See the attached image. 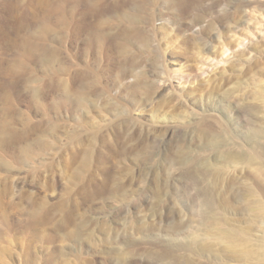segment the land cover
<instances>
[{
  "label": "rangeland",
  "instance_id": "rangeland-1",
  "mask_svg": "<svg viewBox=\"0 0 264 264\" xmlns=\"http://www.w3.org/2000/svg\"><path fill=\"white\" fill-rule=\"evenodd\" d=\"M101 1L53 0L47 20L27 0L12 25L34 56L1 47L23 65L0 99L22 137L0 144V264H264V0ZM71 13L134 31L131 62L91 51Z\"/></svg>",
  "mask_w": 264,
  "mask_h": 264
},
{
  "label": "bare ground",
  "instance_id": "bare-ground-1",
  "mask_svg": "<svg viewBox=\"0 0 264 264\" xmlns=\"http://www.w3.org/2000/svg\"><path fill=\"white\" fill-rule=\"evenodd\" d=\"M25 1H27V0H0V99H3V101H5V104L7 103L8 105L10 104L9 102H12V100H15L16 99V97H15V99H12V95H13V93H12V95H10L7 91H5L4 90V88H3V79H4V77L3 76H8V77H17V75L20 73V71H21V68H22V65H23V63H22V61H20L21 59H18V60H14V61H12V62H10V61H8L7 59H6V57H5V55L6 54H4V52H2V45H4V43H5V45L6 44H8V42L9 41H11L10 39H13L12 40V46H13V48L15 47V48H17V47H20L23 51H24V55H23V58H30V57H32V55H33V52H34V50L37 48V45L34 43V40H35V36L36 35H32L31 33L30 34H28V36H26V37H24V39H22L21 40V37H20V39L18 40L17 39V36H20L22 33V31L24 32V30H30L31 28H32V26H31V24L30 23H24L27 19H25V21L22 23H17L16 25H12V22H13V24H15L14 23V21H16L17 20V18L19 19V11H20V9H21V7H22V4L25 2ZM34 0H29V4H30V2H32V5H33V2ZM53 0H38V3H36L37 5L38 4H40L39 6H42V8L44 7V11H43V13L44 12H46L45 10H47V15H45V19H47V20H49V17H51V13H53V11H55L59 6H57V4H55V3H53L52 2ZM86 1H88V2H92V8H97V7H99L101 4H102V1L101 0H86ZM37 2V1H36ZM36 4H35V6H36ZM28 5V4H27ZM31 4L29 5V9H31V10H33L32 8H31V6H32ZM65 8V7H64ZM35 9H36V7H35ZM34 9V10H35ZM37 10V9H36ZM66 10H67V8H66ZM61 11V10H60ZM34 12V11H33ZM69 12V11H68ZM71 12V11H70ZM46 13H44V14H46ZM64 13V12H63ZM66 14H67V12H66ZM123 16H125V15H123ZM36 17L37 16H35V19H36ZM31 21H32V19L34 20V16H32L31 15V17L29 18ZM124 19H125V21H126V19H127V17H124ZM38 21V20H37ZM46 22V21H45ZM45 22H42V24H41V22H37V23H39L40 25H41V27H40V29H41V34L39 35L40 37H44L45 35H46V33H47V31H48V26L46 25V23ZM60 22H61V24H62V26H64V27H66V28H68V29H70V28H72V27H74L75 28V31H76V33L78 32L79 34V36H80V34H81V36H82V38L84 37V35L86 34L87 35V40H86V45H87V47L92 51L93 49H95L96 50V53H97V55L99 56V55H101V54H103V57H105V51L107 50H105V46H107V45H109V48L110 49H112V48H114L115 50H117V52L118 53H120L123 57H124V62H123V64L124 65H126V64H129L130 62H131V59H129V50H130V43H131V36L132 35H134V34H132L134 31H131L130 29H125V30H123L122 31V33H118L116 36L115 35H113V34H110V33H107V34H105L104 33V31H103V28H104V24L103 23H101V22H95V23H91V21L90 20H88L87 19V17H82L81 18V20H80V18H76L75 16H74V14H70V15H68V17H64V16H62V18L60 19ZM21 33V34H20ZM73 33H74V31H73ZM76 33H74V35L76 34ZM112 33V32H111ZM135 34H137V32H135ZM139 34V33H138ZM77 35V34H76ZM75 35V36H76ZM118 35H120L121 36V38H119L120 36H118ZM71 36H73V35H71ZM74 36V37H75ZM142 36V35H141ZM14 37V38H13ZM67 37V36H66ZM132 37H134V36H132ZM23 38V37H22ZM81 38V37H80ZM71 39V38H70ZM69 39V40H70ZM138 39V38H137ZM142 39H144V38H142ZM68 40V41H69ZM114 40H116L115 41V47L113 46L114 44L112 43V41L114 42ZM144 42V41H143ZM107 43H109V44H107ZM107 44V45H106ZM19 49V48H18ZM88 49V50H89ZM109 49V50H110ZM16 50V49H15ZM108 50V51H109ZM4 51V50H3ZM19 51V50H18ZM21 51V50H20ZM87 51V50H86ZM107 52V51H106ZM88 53V51L86 52V54ZM89 53H90V51H89ZM108 54H110V53H108ZM34 56V55H33ZM110 56V55H109ZM107 57V56H106ZM99 58V57H98ZM108 58V57H107ZM106 58V59H107ZM27 60V59H26ZM7 62H9V63H7ZM6 63H7V65H9L8 66V69H6L5 70V68H4V65H6ZM28 64V63H27ZM50 64V63H49ZM47 65V64H46ZM6 67V66H5ZM45 68V67H44ZM29 71V70H28ZM25 72V73H30V72ZM24 72H23V74H24ZM64 75H70L71 74V69L69 68V67H66L65 69H64ZM79 72V76H80V80H81V86H85V83H86V81L89 79V77H95V78H99L98 77V75H97V73H95V74H92V73H90V70H89V68H88V66H86V67H82V68H80V70L78 71ZM126 73H127V71L126 70H124L123 71V75H126ZM23 76V75H22ZM144 76V75H143ZM68 78H69V76H68ZM21 79V78H20ZM23 79V78H22ZM25 79V78H24ZM143 79L144 78H142V76H140V77H138L137 76V80L139 81V80H142V82L144 83V81H143ZM25 83V82H24ZM26 83H28L27 85H31V86H29L28 87V91L32 94L33 92L36 94V88H34V86L32 85V83H33V80H26ZM37 83V82H36ZM70 84V83H69ZM60 85V84H59ZM71 86V85H70ZM62 92H63V94L64 95H67L68 96V94H69V87L66 85V83L64 82V80L62 81ZM85 89H86V86H85ZM5 92H4V91ZM9 91V90H8ZM10 92V91H9ZM29 93V94H30ZM15 94V93H14ZM30 94V95H31ZM38 94V93H37ZM71 94V93H70ZM69 94V95H70ZM3 95V96H2ZM81 95H83V92L81 91ZM14 96H16V95H14ZM13 96V97H14ZM83 97V96H82ZM69 98V97H68ZM1 101V100H0ZM3 101H1V102H3ZM66 101H67V99H66ZM64 102H65V100H64ZM78 103V102H77ZM11 105V104H10ZM15 106H16V104H15ZM80 106H84V101L83 100H81V98H80ZM115 106V105H114ZM13 107H14V105H13ZM39 107V106H38ZM37 107V108H38ZM43 107V106H42ZM7 108V107H6ZM45 108V107H44ZM17 109V108H16ZM19 110V109H18ZM44 110V109H43ZM11 111H13V109H9V111L7 110V109H5V113H4V116L3 117H5V115H7V114H10L11 113ZM15 111V110H14ZM16 112V111H15ZM13 113V112H12ZM20 113V112H19ZM19 113H17V114H19ZM16 114V115H17ZM11 115V114H10ZM10 115H8V116H10ZM1 116L2 115H0V118H1ZM13 116V115H12ZM8 118H11V117H8ZM14 117H12V119H13ZM24 118V117H23ZM26 118V117H25ZM6 119H2L1 118V120H0V137H2L1 138V140H0V144H2L1 142H3V140H5V142H10L11 141V144H15V143H12V142H15V140H17V138H18V141H19V137H21V136H19V134H17L16 133V131L13 129V125H14V123H16V122H14V123H12L13 125V127L10 125V123H11V121L9 122V119L8 120H6ZM23 120V119H22ZM14 121V120H13ZM24 123V122H23ZM28 124H30V123H28ZM23 125V124H22ZM35 125V124H34ZM31 126V125H30ZM33 126V125H32ZM40 126V125H39ZM35 127H37V125L35 126ZM33 128L35 131H36V129H38V127L37 128ZM24 128V127H23ZM64 128V127H63ZM28 129H30L31 130V132H29L30 134H32V132L34 131H32V129L31 128H28ZM29 130V131H30ZM18 131H19V129H18ZM21 131V130H20ZM25 131H27V128L25 129ZM55 131V130H54ZM22 132H24V130L22 131ZM2 135V136H1ZM26 135H29V134H26ZM25 135V136H26ZM23 137H24V134H23ZM29 137V136H28ZM27 137V138H28ZM22 138V137H21ZM25 138L26 137H24L23 139H24V141H25ZM26 138V139H27ZM9 140V141H8ZM21 140L22 139H20V143H22L21 142ZM28 141V140H27ZM17 142V141H16ZM26 142V141H25ZM7 143V144H8ZM6 144V143H5ZM17 144H19V143H17ZM10 145V144H9ZM16 145V144H15ZM15 145H13V146H15ZM2 146H4L3 144H2ZM12 146V145H11ZM15 147H17V146H15ZM30 147V146H29ZM14 148V147H13ZM24 150V153L25 154H28V149H23ZM31 150V149H30ZM23 152V151H22ZM24 153L22 154V155H24ZM31 154V153H30ZM29 154V155H30ZM1 156V155H0ZM20 157V156H19ZM21 159V158H20ZM19 159V160H20ZM24 159V158H23ZM32 159V158H31ZM21 161V160H20ZM27 161V160H26ZM28 161H29V159H28ZM27 161V162H28ZM2 163H4L3 161H2V159H0V165H2ZM5 164V163H4ZM3 166V165H2ZM6 166V165H5ZM1 167V166H0ZM4 167V166H3ZM7 167V166H6ZM5 167V168H6ZM2 168V167H1ZM4 183V182H3ZM11 195V191L9 192L8 191V189H7V192H0V211H1V208L2 207H4V198L3 197H8L9 198V196ZM32 207H33V205H32ZM33 211V213H34V211H36L35 210V208H34V210H32ZM0 216L2 217V216H4L2 213L0 214ZM8 219V218H7ZM7 219H6V221H7Z\"/></svg>",
  "mask_w": 264,
  "mask_h": 264
}]
</instances>
